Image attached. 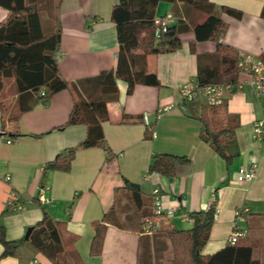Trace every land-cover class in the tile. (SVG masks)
Masks as SVG:
<instances>
[{"label":"crops","instance_id":"crops-1","mask_svg":"<svg viewBox=\"0 0 264 264\" xmlns=\"http://www.w3.org/2000/svg\"><path fill=\"white\" fill-rule=\"evenodd\" d=\"M118 2L57 0L56 11L41 12L44 35L56 26L61 30L56 57L67 82L116 70L119 43L111 14ZM208 2L227 26L220 43L237 57L251 55L264 61L263 0ZM222 7L240 16L224 13ZM169 14L175 18L171 28L178 33L180 47L146 55L147 71L156 74L160 85H137L128 95L127 84L118 80V99L107 105L109 120L102 124V131L111 161L101 147H81L88 133L86 125L60 129L68 122L74 104L69 91L24 113L17 123L3 125L0 118V226L8 241L25 240L28 229L47 214L58 227L63 249L77 258L74 264H187L180 246L163 236L153 242L152 259L140 261L142 238L156 233L142 234V219L152 213V193L159 189L164 206L174 207L176 212L171 218L159 219L157 230L189 231L193 228L189 216L206 212L213 204L215 221L202 255L224 249L231 233L238 229L246 231L240 241L251 240L256 245L253 258L263 264V257L256 254L264 243V139L256 140L254 125L264 123V97L256 94L250 77L239 71L236 88L225 98L228 112L240 123L234 132L235 145L227 151L232 156L227 163L201 138L199 119L206 106L204 100L182 103L179 94L181 85L196 80L199 56L217 50L216 42L198 40L194 30L208 16L180 2L159 3L155 17ZM8 16L0 7V23ZM134 53L142 55L144 51ZM123 113L139 119L122 123ZM15 133L19 135L15 137ZM70 150L76 152L69 171L46 169L48 163L67 156ZM158 154L189 161L177 163L173 177L150 174L149 167ZM252 168L255 178L238 183L239 170ZM12 194L20 209L8 207ZM237 210L244 211L245 221L236 219ZM97 225L103 241L100 252L92 253ZM3 251L0 243V255ZM0 264L54 263L24 244Z\"/></svg>","mask_w":264,"mask_h":264},{"label":"trees","instance_id":"trees-1","mask_svg":"<svg viewBox=\"0 0 264 264\" xmlns=\"http://www.w3.org/2000/svg\"><path fill=\"white\" fill-rule=\"evenodd\" d=\"M161 2H180L208 16L194 30L198 40L216 42L217 50L214 54L199 56L198 76L195 81L200 85L236 83L239 73L238 57L220 43L227 26L214 13L215 6L208 0H119L111 14L119 43L116 70L103 72L97 77L77 83L67 82L59 72L56 54L61 43L60 28L56 26L55 31L48 35H44L42 29L41 12L47 11L50 14L53 8L56 11L57 0H0V7L9 12L8 19L0 23V118L3 125L7 122L17 123L24 113L38 105L48 104L62 91H69L74 97V104L68 122L60 129L78 124L86 125L88 133L81 147H101L108 153L107 160L111 161L112 156L106 147L102 124L109 120L107 105L118 99L117 81L122 80L127 84L128 95H132L137 85L159 86L156 74L147 71L146 55L174 51L181 45L178 33L172 28L165 37L168 39L166 44L154 40L153 20ZM220 10L229 15L240 16L228 7ZM138 49H142L144 53L135 54L134 51ZM10 78L15 79L18 88L14 110H10V106L2 100L4 81ZM203 109L199 119L202 124L201 138L230 163L232 156L227 151L235 145L234 132L240 126L239 119L228 112L225 101L219 107L204 106ZM137 119L139 118L136 116L122 114V123ZM13 135L17 137L19 134ZM149 135L150 133L147 136ZM75 152L76 150H70L67 156L58 157L48 163L46 169L69 171ZM188 161L185 157L158 154L153 158L149 173L173 177L176 164ZM151 216L152 213L145 217ZM215 216V207L211 206L206 212L189 216L193 221V228L189 231L156 230L152 237L145 236L140 243V261L145 258L152 259L153 242L163 236L182 247L189 264H262L253 258L256 245L245 239L239 240L235 245L228 244L211 256L202 255ZM32 229L28 240L16 242L8 241L4 227L0 226V243L4 247L0 262L3 258L14 256L17 249L24 244L32 246L54 264L76 262L74 254L63 249L58 227L47 214ZM102 241L103 233L97 225L92 253L100 252Z\"/></svg>","mask_w":264,"mask_h":264},{"label":"built area","instance_id":"built-area-1","mask_svg":"<svg viewBox=\"0 0 264 264\" xmlns=\"http://www.w3.org/2000/svg\"><path fill=\"white\" fill-rule=\"evenodd\" d=\"M174 19L175 18L172 14L154 18L153 36L155 42L160 43L165 39L167 34L170 32ZM237 67L241 73H245L250 77V84L256 94L260 97H264V61L251 55H240L238 57ZM234 88H236V83L200 85L196 81H191L180 86L179 94L182 103L194 102L198 98H202L206 106L219 107L224 103L226 93L229 90H234ZM143 120L146 125L149 124L148 117L146 115H144ZM254 135L258 142L264 139V123L262 121L255 123ZM8 142L11 143V141ZM254 178V168L251 170L240 169L237 176V182L246 183L252 181ZM9 179L10 178L7 177V180ZM40 199L45 201L43 197H40ZM8 207L18 209L21 208V206L18 205L14 194L11 195V198L8 201ZM175 212L176 209L174 207L164 206V203L161 200L160 190L155 189L152 193V216L142 219L141 233L145 235L154 234L158 229V220L161 218H171ZM236 219L245 221L244 211L237 210ZM245 236L246 231L236 229L228 238V244L235 245Z\"/></svg>","mask_w":264,"mask_h":264},{"label":"rangeland","instance_id":"rangeland-1","mask_svg":"<svg viewBox=\"0 0 264 264\" xmlns=\"http://www.w3.org/2000/svg\"><path fill=\"white\" fill-rule=\"evenodd\" d=\"M18 93V88L15 82L14 78H10V79H6L5 81V90L3 92V101L10 106V110H14L15 106H16V98L15 95ZM181 249V254L184 256L185 261L184 263L189 264L188 262V257L184 254L182 247L180 246ZM259 257H263L264 259V243H263V247L257 251L256 256ZM263 264H264V260H263Z\"/></svg>","mask_w":264,"mask_h":264},{"label":"water","instance_id":"water-1","mask_svg":"<svg viewBox=\"0 0 264 264\" xmlns=\"http://www.w3.org/2000/svg\"><path fill=\"white\" fill-rule=\"evenodd\" d=\"M132 186L135 187V188H138L137 185H132ZM32 230H33L32 228H29V229H28V231H27V233H26V235H25V240H28V239H29Z\"/></svg>","mask_w":264,"mask_h":264}]
</instances>
